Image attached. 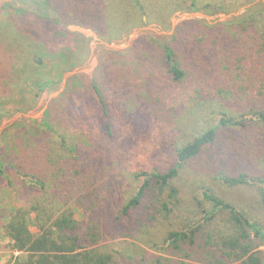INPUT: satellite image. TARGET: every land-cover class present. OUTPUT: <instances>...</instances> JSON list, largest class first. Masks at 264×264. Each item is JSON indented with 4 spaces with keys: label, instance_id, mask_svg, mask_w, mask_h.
I'll return each instance as SVG.
<instances>
[{
    "label": "rangeland",
    "instance_id": "obj_1",
    "mask_svg": "<svg viewBox=\"0 0 264 264\" xmlns=\"http://www.w3.org/2000/svg\"><path fill=\"white\" fill-rule=\"evenodd\" d=\"M55 1L61 19L56 16L53 19L58 20V25H40L35 22L23 23L26 22L24 17L4 7L5 4L14 6L15 2L0 0V98L14 95L19 99L21 92L25 95L23 102L18 100L12 107L18 111L0 120V163H5L4 170L8 173L0 176V264H14L18 258H22L6 236L7 223L22 217L25 208L35 199L52 192L55 185L53 173L63 162L75 158L67 146L82 137L68 128L70 125L65 122V108L74 111V107L82 104L84 110L97 111L92 125L95 127L93 136L102 143L105 121L93 86L100 89L114 116L121 113L129 114L127 117L133 116L135 101L142 97L137 87L152 83L147 66L159 62L165 66L166 59L160 61L159 54L153 52L156 50L160 53L165 44L174 40L178 26L184 22H198L207 26L220 23L232 25L236 21L250 19L261 11L264 17V0H198L197 5L201 9L210 5L201 11L192 10V0H139V7L132 0ZM16 5L32 11L31 7H21L20 3ZM115 15L119 18L117 22L113 20ZM259 25L264 27V20ZM14 32L25 34L27 53L23 54L15 45L13 50L10 49ZM14 67L19 70L20 86L17 91H14V87L10 89L15 82L12 73ZM156 83L153 82L144 91L142 88L141 92L156 93L159 90ZM175 97L171 98L172 110L166 108L168 114L157 116L150 124L126 120L127 126L132 128L129 138L121 136L116 145L108 150L113 155H124V163L113 172L114 184L110 182L113 184L110 190H106L103 183L99 199H88L85 202L88 208L75 209L74 215L78 221H88L97 205L102 223L109 226L121 215L123 207L142 185L143 179L137 175L141 172L165 171L175 162L173 143L187 141L195 130L205 125L203 123L208 119L206 112L199 109L201 99L197 102L189 101L187 97L180 100ZM193 97L195 95H190V98ZM178 100L179 108L173 106ZM245 105L239 102L231 108V112L244 113ZM150 107L153 109L155 104L150 103ZM205 109L208 110L207 107ZM136 118L140 117L136 115ZM241 132L224 129L219 141L243 139ZM63 140H66V144ZM87 141H90L89 138ZM206 152L203 158L193 161L181 171L180 195L177 201L168 205L170 212L165 209L162 197H154L149 201V206L153 208L152 211L160 210L156 221H149L140 215L131 217V221L125 218L117 237H108L110 241L106 243L138 258L168 264H202L187 260L185 256L188 254L182 251L183 258L172 255L174 249L164 248L163 245L171 232H182L198 221L204 224L206 230L230 225L227 214H219L212 226L207 224L209 216L204 212L206 207L203 206L199 189L203 185L215 189L218 196L251 216H257L262 208L259 202L261 195L253 187L231 189L216 181L220 172L238 176L248 173V169H251L250 178H264V163L258 162L254 146L246 153L250 168L242 167L238 159H229L221 165H217L219 162L208 163L205 160L210 158H204ZM235 154L236 151L232 152V155ZM29 162H40L36 165L39 172L36 175L30 172L28 178L20 176L18 171L27 172ZM21 165H27L26 169H20ZM33 174L36 176L35 183L31 182ZM103 205H107V213L102 209ZM208 208L207 205L206 210ZM152 215L149 214L148 219ZM34 216L27 218L31 231L37 233L39 230ZM142 224L144 227H141ZM124 234L128 237L122 238ZM260 246L258 243V250L264 249ZM212 261L215 260H208L210 263Z\"/></svg>",
    "mask_w": 264,
    "mask_h": 264
},
{
    "label": "trees",
    "instance_id": "obj_2",
    "mask_svg": "<svg viewBox=\"0 0 264 264\" xmlns=\"http://www.w3.org/2000/svg\"><path fill=\"white\" fill-rule=\"evenodd\" d=\"M8 1H14L15 7L7 4L4 7L24 17L26 22L23 23L58 25V20L53 19V16L61 19L56 11L58 4L55 0ZM132 2L139 7V0ZM16 3H20L21 7H31L32 11L19 8ZM197 4L198 0H192V10L201 11L210 7L207 5L201 9ZM92 10L95 11L94 8ZM262 15L261 11L250 19L239 20L232 25L220 23L207 26L198 22H184L178 26L174 40L165 44L160 53L156 50L153 52L159 54L160 61L166 59L165 66L159 62L146 68L151 72L152 83L158 82L156 85L159 90L154 94L141 92L142 88L144 91L152 83L146 87H137L142 97L137 98L135 105L136 110H141H137L140 113L135 110L133 116L127 117L129 114L123 113L114 116L100 89L93 86L105 121L102 126V143L93 136L95 127L92 125L97 111L84 110L82 104L74 107V111L65 108V122L70 125L68 128L79 133L82 138L67 146L75 158L65 159L68 162H63L53 173L55 185L52 192L35 199L25 208L22 217L7 223L6 236L13 243L14 250L22 254V258H18L14 264H168L131 256L126 251L112 248L106 242L110 241L109 238L117 237L125 218L131 221V217L140 215L141 218L156 221L160 210L152 211L153 208L149 206V201L154 197H162L165 209L170 212L168 205L177 201L180 195L178 186L181 171L193 161L203 158L206 151L207 156L204 158H210L205 160L208 163L219 162L217 165H221L229 159H238L242 167L250 168L246 153L254 146L258 162L264 163V27L259 25L264 20ZM118 19L117 15L113 17L115 22ZM14 33L10 49L13 50L15 45L20 52L27 53L25 34ZM12 73L15 82L9 86L11 90L14 87V91H17L20 86L18 68L14 67ZM21 93L19 99L14 95L0 98V120L18 111L12 107L20 100L24 101L25 95ZM190 95L195 97L190 98ZM172 96L179 100L187 97L189 101L197 102L201 99L198 102L199 109L206 112L208 119L203 123L205 125L195 130L187 141L173 143L175 162L165 171L155 170L137 175L143 179L142 185L123 207L121 215L109 226L102 223L97 205L88 221H78L74 215L75 209L88 208L85 203L88 199H99L103 183L106 184V190H110L114 184L113 172L124 163V155H113L108 150L116 145L121 136L129 138L132 128L127 126L126 120L150 124L157 116L168 114L166 108L171 109ZM179 100L173 106L179 108ZM239 102L246 103L245 112H231V108ZM150 103L155 104L153 109ZM136 115L140 118H136ZM224 129L241 130L240 136L243 139L219 141ZM63 142L66 144V140ZM234 151L236 154L232 155ZM29 163L28 169L25 168L27 165L19 167L27 171H18L20 176L28 178L30 172L35 175L39 172L36 165L40 162ZM5 167V163L1 162V177L8 174ZM250 171L248 169V173L238 176L220 172L216 181L231 189L253 187L261 195L259 202L262 208L257 216H251L239 206L222 199L215 189L203 185L199 189L203 206L206 207L204 212L209 216L207 224L212 226L219 214H227L230 225L206 230L204 224L198 221L182 232H171L164 240L163 247L174 249L171 254L180 258H183L181 251L187 253V260L202 264H264V249L258 250L257 247L258 243L264 247V178H250ZM34 174L31 182L35 183ZM111 181L113 184H110ZM102 207L107 213V205ZM149 214L153 215L148 219ZM31 215H35L34 222L39 230L37 233L31 231L27 218ZM126 237V234L122 236ZM210 258L215 261L208 262Z\"/></svg>",
    "mask_w": 264,
    "mask_h": 264
}]
</instances>
